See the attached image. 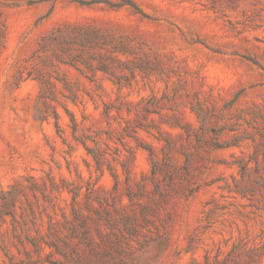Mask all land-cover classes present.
Instances as JSON below:
<instances>
[{"label":"rangeland","instance_id":"374dc122","mask_svg":"<svg viewBox=\"0 0 264 264\" xmlns=\"http://www.w3.org/2000/svg\"><path fill=\"white\" fill-rule=\"evenodd\" d=\"M0 264H264V0H0Z\"/></svg>","mask_w":264,"mask_h":264}]
</instances>
